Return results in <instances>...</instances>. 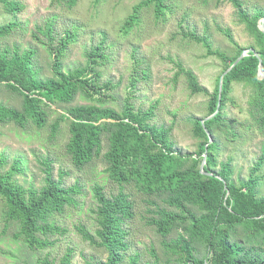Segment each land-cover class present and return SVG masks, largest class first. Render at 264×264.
<instances>
[{"label":"trees","instance_id":"obj_1","mask_svg":"<svg viewBox=\"0 0 264 264\" xmlns=\"http://www.w3.org/2000/svg\"><path fill=\"white\" fill-rule=\"evenodd\" d=\"M55 1L73 6L78 0ZM168 1L141 0L134 4L122 29L129 33L138 26L145 10H150L157 20L166 19L167 11H172ZM226 1L236 8L239 22L252 38L249 44H236L229 54L214 48L207 34L183 32L185 37L201 43L208 55L221 59L224 67L215 89L210 92L191 69L184 67L181 61L176 62L175 77L184 75L191 93L208 96L207 116L191 117L193 133L199 139L194 151L178 148L172 138V127L154 122L156 104L136 108L127 99L116 109L105 105L102 95L97 96L102 94V89L113 88L111 82H102L99 69L108 61L105 38L86 51L85 65L66 70L64 58L76 41L77 32L68 30L58 40L52 23L36 26L33 35L44 34L47 37L44 45L54 52L50 76L42 75L37 66L36 48L21 50L18 46L13 49L0 46V85L22 97L20 107L0 102V123L22 127L33 123L42 128L47 125L51 111H56L52 105H58L63 111L58 112L50 125L51 137L61 132V124L66 122L69 136L65 150L70 162L81 170L100 158L107 177L118 187L110 194L99 184L93 187L98 223L95 234L85 225H77L85 240L107 251L106 257L96 264H123L127 259V264H139L140 253H128L132 246L130 221L138 214L131 189L142 196L146 212L142 216L146 224L165 238L164 263L264 264V171L261 172L264 166V76L259 75L260 64L264 67V31L260 28L264 8L250 10L243 0ZM0 2L14 14L22 8L16 0ZM17 26L16 22L0 24V37ZM223 31L231 36L230 30ZM245 50H249L247 55L229 69ZM136 62L139 66L138 59ZM141 65L131 78L133 90L139 78L149 75V69ZM238 85L251 91L245 108L248 111L236 107L234 91ZM79 96L89 102L73 104ZM235 107L242 115L247 112L242 121L234 115ZM252 129L263 137L261 154L246 178H236L233 157L219 159L221 144L225 139L240 145V139L242 142L246 139L245 131L256 134ZM205 155L206 162L201 168ZM4 163L2 157L3 218L17 225L15 238L31 249L45 250L54 246L58 238L52 237L68 230L56 223L54 215L80 204L81 184L68 185L62 176L56 178L52 161L46 158L44 184L40 188L24 186L15 178L17 172H24L22 160L16 159L7 170L1 169ZM152 253L155 261L146 264H163L156 251ZM72 256L69 249L61 264H71ZM35 264L56 263L45 256Z\"/></svg>","mask_w":264,"mask_h":264},{"label":"rangeland","instance_id":"obj_2","mask_svg":"<svg viewBox=\"0 0 264 264\" xmlns=\"http://www.w3.org/2000/svg\"><path fill=\"white\" fill-rule=\"evenodd\" d=\"M16 1L22 8L15 14L8 12L0 2V24H18L10 33L0 37L1 48H36L37 66L41 68L42 75L50 76L54 52L44 45L43 41L47 40L44 34L37 33L38 37L33 35L36 26L52 23L53 34L58 40L68 30L77 32L76 41L71 44L64 58L66 70L85 65L86 51L105 38L108 61L99 69L102 71V82H111L113 88L102 89V94L97 96L102 95L104 104L116 109H120L127 99L136 108L156 104L154 122L172 127L173 141L183 151H194L197 148L199 139L193 133L191 117L207 116L208 96L191 93L184 75L175 77L178 71L176 62L181 61L184 67L191 69L210 92L215 89L217 78L224 67L219 57L208 55L201 43L185 37L183 32L207 34L214 48L229 54L235 50L236 44L245 45L252 41L244 24L238 20L236 8L226 0H169L172 11H167L166 19L157 20L150 10H145L142 22L129 33H125L122 26L134 4L141 0H78L73 6L55 0ZM243 1L244 6L250 10L264 8V0ZM226 29L230 30L231 36L223 31ZM244 52L247 55L249 50ZM136 59L139 60V66ZM140 65L149 69V75L147 78H139L133 90L131 78L139 72ZM250 92L240 85L235 88L234 95L238 101L236 107L248 111L245 108ZM0 102L20 107L22 97L0 85ZM87 102L88 99L79 96L73 104ZM236 107L233 113L242 121L247 112L242 115ZM52 109L56 111H51L47 125L42 128L33 123L25 127L15 123H0V159L5 158L1 169L7 170L16 159H21L24 172H17L15 178L24 186L40 188L45 178L43 161L49 158L56 178L62 176L68 185L76 182L81 184L80 204L54 215L56 223L68 230L65 234L52 237L58 238L54 246L38 250L29 248L22 240L15 238L17 225L3 218L4 201L0 197V264H35L45 256L61 264L69 249L73 253L71 264H96L97 260L107 255L104 248L85 240L77 225L83 224L91 234H95L98 223L93 187L99 184L108 194L116 192L118 187L107 177L104 162L100 158L81 170L70 162L65 150L69 136L67 123L62 122L61 132L51 137L50 125L63 109L56 104L52 105ZM253 131L255 135L249 130L245 131L246 139L243 142L240 139V145L225 139L222 141L219 159L233 157L236 178H246L261 154L263 137L258 131ZM249 134L251 138L247 139ZM263 171L264 166L261 169ZM131 191L137 201L138 214L130 221L132 246L128 253H140L139 264H146L155 261L152 253L155 250L162 258L161 262L166 264L163 261L165 238L146 224L142 196L135 189Z\"/></svg>","mask_w":264,"mask_h":264},{"label":"water","instance_id":"obj_3","mask_svg":"<svg viewBox=\"0 0 264 264\" xmlns=\"http://www.w3.org/2000/svg\"><path fill=\"white\" fill-rule=\"evenodd\" d=\"M260 28L264 31V18H262L261 19V22H260ZM250 50V49H249ZM246 55V53L245 52H243L241 55H240V57L231 65V67L229 68V69H231L234 65H236L239 61H240V59L242 58V57H244ZM228 69V70H229ZM227 72V71H226ZM226 72L224 73V74H226ZM224 74L221 76V79H220V90L222 89V84H223V77H224ZM259 74H263L264 75V67H263V65L262 64H260V66H259ZM207 118H209V117H207ZM205 119H203L202 121H204ZM210 140H212V139H210ZM206 156L207 155H205L204 156V160H203V162H202V164H201V168H203L204 167V164H205V162H206Z\"/></svg>","mask_w":264,"mask_h":264}]
</instances>
